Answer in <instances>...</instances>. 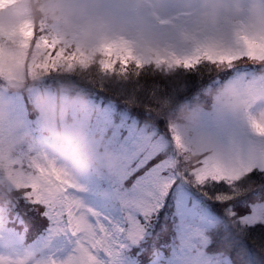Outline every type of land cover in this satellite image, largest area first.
I'll return each instance as SVG.
<instances>
[{
    "label": "rangeland",
    "instance_id": "1",
    "mask_svg": "<svg viewBox=\"0 0 264 264\" xmlns=\"http://www.w3.org/2000/svg\"><path fill=\"white\" fill-rule=\"evenodd\" d=\"M206 2L100 0L102 7L115 17L131 18L147 25L172 49L178 48L180 37L190 26L193 14ZM238 2L245 7L248 4V0ZM147 65L180 71L194 70L197 66L185 68L182 63L176 66L147 61L140 66ZM217 66L220 69H214L215 74H220L224 68L235 64ZM252 71L251 68H236L227 82L241 77L247 79L244 76L253 79L257 75ZM244 72L248 74L241 76ZM33 75L27 81L23 77L16 82L0 78V145L15 144L22 137H27L29 148L57 160L75 185L74 197L93 217L110 222L113 230L137 222L135 232H128L122 238L117 232L116 246L109 255L97 254L101 264H133L130 251L143 244L153 250L160 248L165 254L167 248H163L171 244L164 262L156 264H236L225 244L229 238L246 239L253 247L249 256L237 258L239 264H264V251L254 238H264L261 227L264 225V192L261 194L260 191L255 196L257 199L252 197L243 206L233 204L264 183V170H261L264 135L256 131L250 118L257 113L255 107L248 113H222L211 102L208 93L205 100L196 99V103L203 105L200 108L193 105L191 94L187 98L182 94L169 102L164 115L151 113L153 117L148 124H139L129 112L115 111L112 104L96 105L90 100L81 102L73 99V92L82 94V90L62 85L56 76L47 74V77L45 73L37 74L39 77ZM173 75L179 78L181 74ZM189 77L203 85L197 90L200 93L207 85L205 83L216 76L190 71ZM53 83L60 91L54 88ZM186 105L198 110L201 129L214 137L238 161L241 169H252L234 189L221 191L219 198L211 184L201 189L186 181L187 170L177 163L173 143L175 131L167 113L170 108ZM51 112L59 114L58 127L64 136L85 138L92 143L97 155L102 157L98 163L73 165L62 158L60 140L51 132ZM146 116L149 115L146 113ZM43 131H48L49 135ZM32 132L37 133L35 138L30 134ZM19 200L26 201L17 188L11 185L0 188V258L10 260L33 252L44 264H52V261L63 262L75 254L79 237L72 235L70 228L45 215L41 208L29 202L23 205ZM226 201H230L228 209L224 208ZM138 215L140 220H137ZM39 216L48 220L45 233L25 245L16 225L25 220L33 222ZM158 234L162 240L155 239ZM161 241L163 243H157Z\"/></svg>",
    "mask_w": 264,
    "mask_h": 264
},
{
    "label": "clouds",
    "instance_id": "2",
    "mask_svg": "<svg viewBox=\"0 0 264 264\" xmlns=\"http://www.w3.org/2000/svg\"><path fill=\"white\" fill-rule=\"evenodd\" d=\"M25 21L37 27L43 22L63 43L78 47L91 57L86 65H78L80 68L94 67L101 72L106 71L99 63L102 58L99 49L113 41L126 42L142 62L153 64H157L158 57H188L204 51L214 56L227 55L238 46L241 36L264 41V3L261 0H248L246 7L238 0H207L193 14L176 49L165 44L147 25L131 18L115 17L102 7L100 0H15L0 6V30L3 32L17 29ZM201 61L208 62L203 58ZM30 76L25 74L23 79L27 81ZM208 95L222 113H248L255 107L257 113L250 118L264 124V73L253 79L225 82ZM167 116L174 126L177 163L188 172H197L204 166L225 172L241 169L238 161L201 129L197 109L179 106ZM50 118L53 120L51 132L60 140L59 151L66 162L73 165L98 163L102 157L97 155L92 143L85 138L64 136L58 127L59 114L51 112ZM54 170L64 171L55 158L29 148L27 137L15 144L0 145V188L8 185L16 188L21 178L28 182L34 176ZM0 264L44 262L33 253H27L10 260L0 258Z\"/></svg>",
    "mask_w": 264,
    "mask_h": 264
},
{
    "label": "snow or ice",
    "instance_id": "3",
    "mask_svg": "<svg viewBox=\"0 0 264 264\" xmlns=\"http://www.w3.org/2000/svg\"><path fill=\"white\" fill-rule=\"evenodd\" d=\"M15 0H0V6L12 4ZM102 57L100 66L106 72L116 69H127L130 64L140 66L142 61L134 55L130 47L123 41H113L99 49ZM213 64H232L237 60L258 61L264 64V41L249 39L241 36L238 46L227 55L214 56L210 52H197L193 56L180 58L158 57L157 64H183L185 68L194 67L201 59ZM91 57L83 53L78 47L73 48L61 41L59 36L47 28L43 22L37 27L25 21L17 29L10 32L0 30V77L16 82L25 74H37L60 69H72L78 65H86ZM256 131L264 135V124L252 121ZM264 170V163L261 164ZM251 167L233 172L204 166L197 172L186 171L185 180L192 182L201 189L210 184L216 192L234 189L242 181ZM166 187L169 185H165ZM16 188L23 193L24 199L31 205L41 208L45 215L58 219L64 226L78 236L77 248L74 255L63 262L52 261V264H101L97 254L107 256L117 241V232L122 238L128 232H135L138 228L136 221L119 226L113 230L110 222L102 218L93 217L90 211L82 207L74 197L75 185L64 171L54 170L49 173L34 176L28 182L19 180ZM141 216H137L140 220ZM264 235V233H262ZM225 244L236 264L238 257L249 256L253 247L246 239L229 238Z\"/></svg>",
    "mask_w": 264,
    "mask_h": 264
},
{
    "label": "trees",
    "instance_id": "4",
    "mask_svg": "<svg viewBox=\"0 0 264 264\" xmlns=\"http://www.w3.org/2000/svg\"><path fill=\"white\" fill-rule=\"evenodd\" d=\"M214 69L220 68H218L217 64L200 61L194 70L188 71L173 70L169 67L157 68L150 65L145 67L136 66L133 63L130 64L127 69L118 68L112 72H101L94 67L82 69L76 66L72 69H60L44 73L47 77V74L54 77L56 76L62 85H71L82 90V94L76 91L73 92L75 99L82 102L90 100L96 105L106 106L112 104L115 111H127L137 123L148 124L153 117L151 113H162L161 115H164L167 106L170 104L169 102L175 99L174 97H178L177 95L180 96L182 94L185 98H187L189 94L194 96L197 90L199 91V89L203 87V85H199V83L191 80L189 77L190 71H193L194 74L206 72L213 77L221 76L224 72L222 71L220 74H215ZM37 74L41 76L40 74L42 73ZM37 74L33 75V77H39ZM173 74H181L179 77L180 79L176 78ZM183 76H187V78ZM55 87L60 90L57 84L54 85V88ZM71 90L72 89H70V91ZM70 91H68V94H70ZM175 108L177 107L175 106L174 109ZM174 109L170 108L171 111ZM146 113L149 116H146ZM255 189L256 190L250 195L233 202L234 206L248 204V200L252 197H254L253 200H255V196L258 195L260 191H264V183L262 185L259 184ZM15 200L17 199L15 198ZM19 202L23 203V205H27L28 203L27 200L25 202L19 200ZM10 204L13 205V203ZM228 204H230V201L225 202L224 208L228 209ZM15 211L17 212V209H15ZM25 222L32 223V221L28 220H25ZM261 227L264 229V225ZM158 238H161L160 234L155 237L156 240ZM254 238L259 241V246H261L264 251V238L262 236H254Z\"/></svg>",
    "mask_w": 264,
    "mask_h": 264
}]
</instances>
